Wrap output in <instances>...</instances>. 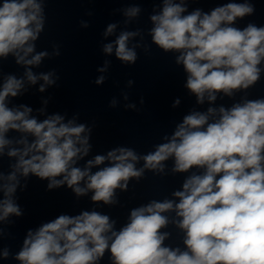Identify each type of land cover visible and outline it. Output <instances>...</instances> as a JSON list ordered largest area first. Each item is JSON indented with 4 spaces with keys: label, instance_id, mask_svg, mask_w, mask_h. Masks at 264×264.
Wrapping results in <instances>:
<instances>
[{
    "label": "clouds",
    "instance_id": "obj_1",
    "mask_svg": "<svg viewBox=\"0 0 264 264\" xmlns=\"http://www.w3.org/2000/svg\"><path fill=\"white\" fill-rule=\"evenodd\" d=\"M187 2L162 0L161 10L150 16L153 27L149 34L165 53H178L176 63L187 73L185 87L197 103L203 104L205 98L214 102L221 92L232 97L255 86L264 72L260 67L264 62V27L253 23L243 29L233 26L238 18L253 14L254 6L245 0L210 12L199 8L188 12ZM44 7L45 0H0V58L11 54L17 64L26 67L20 78L3 75L0 67V157L7 148L6 155L16 158L11 172H0L4 196L0 221L23 215L14 195L21 187L20 178L30 174L48 180L49 190L67 185L77 197L91 191L93 202L115 205L116 189L126 190L129 180H139L146 169L164 173V162L170 158L173 173L194 168L202 172H193L184 180L182 190L172 193L176 200H152L133 208L119 230L115 220L96 210L75 216L61 214L28 230L15 259L20 264H98L107 250L112 264H264V98H245L230 108L192 111L154 151L139 155L132 148L117 147L80 167L78 162L91 151L93 129L77 123L78 114L66 121L56 113L41 121L31 115V107L6 103L9 97L27 91L25 80L30 85L44 81L39 87L44 92L59 79L54 70L37 75L30 67L49 56L47 51L35 52L34 43L45 27ZM140 12L136 6L124 9L125 24ZM116 28L117 24H109L104 36ZM139 35V30L121 31L113 42L103 45V52L111 55L115 49L120 61L135 64L136 48L143 45L130 47L129 42ZM52 55L59 56V50L54 49ZM109 63L105 61L98 71L106 72ZM104 80L101 75L95 83ZM115 104L113 100L111 106ZM178 104L176 100L173 107ZM38 111L44 113L45 109ZM10 131L22 135L10 139ZM141 160L143 167L137 168ZM93 168L98 170L93 172ZM169 212H175L178 219L170 221L164 215ZM169 223L183 231V250L164 244L170 233L161 229ZM2 255L7 258L9 250L5 248Z\"/></svg>",
    "mask_w": 264,
    "mask_h": 264
}]
</instances>
